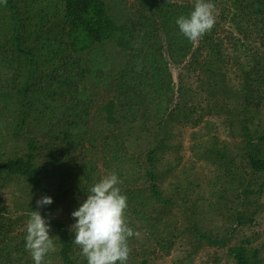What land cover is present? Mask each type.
Here are the masks:
<instances>
[{
    "label": "trees",
    "instance_id": "trees-1",
    "mask_svg": "<svg viewBox=\"0 0 264 264\" xmlns=\"http://www.w3.org/2000/svg\"><path fill=\"white\" fill-rule=\"evenodd\" d=\"M194 2L0 0V264H34L30 211L58 237L44 264H87L71 213L111 172L139 233L127 264L175 244L173 264L204 245L216 264H264V0H211L215 26L191 42L175 21ZM169 61L196 72L174 105ZM202 121L181 164L174 130Z\"/></svg>",
    "mask_w": 264,
    "mask_h": 264
},
{
    "label": "clouds",
    "instance_id": "clouds-1",
    "mask_svg": "<svg viewBox=\"0 0 264 264\" xmlns=\"http://www.w3.org/2000/svg\"><path fill=\"white\" fill-rule=\"evenodd\" d=\"M216 9L211 0H195L194 10L180 15L175 23L179 32L191 42H198L210 33L216 23ZM115 172L108 173L89 188L86 199L71 213L75 223L73 242L79 247L87 264H127L131 254L129 239L138 236L128 226L127 196L122 193ZM52 198L44 196L37 207L50 205ZM50 225L39 211H30L26 222L25 249L34 264H44L49 252L56 250L58 237L49 236Z\"/></svg>",
    "mask_w": 264,
    "mask_h": 264
},
{
    "label": "rangeland",
    "instance_id": "rangeland-1",
    "mask_svg": "<svg viewBox=\"0 0 264 264\" xmlns=\"http://www.w3.org/2000/svg\"><path fill=\"white\" fill-rule=\"evenodd\" d=\"M127 1H131V0H127ZM168 68L172 75L173 86L176 88V91L174 92V95L172 98L173 99L172 105H174L178 97H181V93L178 91L181 87H183L182 93L185 90V87L194 89L196 72L193 69H188V67H186V62L176 65L169 61ZM201 125H203V121L199 123L197 126L180 127V129L177 127L174 130V134L176 136L175 139L179 141L178 142V145H179L178 155L181 156V159H180L181 164L188 163L190 160L196 159L195 158L196 156L194 155V151L195 150L198 151L197 149L200 148V146H198V144L200 143V139H205V136H206V134L204 133L202 134L201 130H198L202 128ZM192 131L196 132V135L194 137H191ZM220 136L222 138L225 137L224 134H220ZM200 163L202 165H205L204 160H200L198 165H201ZM51 216L54 217L55 213H53ZM255 220L259 221V224L254 227L252 226L251 227L254 231L258 232L259 234L257 242L259 241L264 242V210L260 212V216L257 217ZM246 228L244 229V231L246 230L247 232L249 229H246ZM182 249H183L182 246L176 248V244H175L171 252L168 255L164 256L166 260V263L164 264H173L174 262L172 261V259L177 255V253H181ZM213 253L216 255H221L223 254V250H217L216 247H208L204 245L203 247H201L199 251H197L194 254V260L189 264H216L212 262L211 260V256H213ZM153 261H155L158 264L160 263L159 258H153ZM224 261H225L224 258H221V262H224Z\"/></svg>",
    "mask_w": 264,
    "mask_h": 264
}]
</instances>
